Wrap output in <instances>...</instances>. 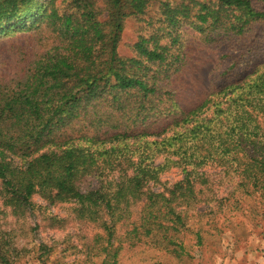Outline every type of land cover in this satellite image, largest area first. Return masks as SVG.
I'll use <instances>...</instances> for the list:
<instances>
[{
    "label": "trees",
    "instance_id": "trees-1",
    "mask_svg": "<svg viewBox=\"0 0 264 264\" xmlns=\"http://www.w3.org/2000/svg\"><path fill=\"white\" fill-rule=\"evenodd\" d=\"M69 2L75 11L60 13ZM154 2L0 0V37L42 29L54 44L0 82L2 205L23 217L35 197L74 203L98 229L89 264H121L128 251L132 264H191L218 239L203 224L222 215L238 242L251 233L232 212L264 219V0H165L143 19ZM128 18L148 28L123 57ZM209 59L200 88L190 75ZM210 165L233 172L237 196L212 199L199 174ZM170 166L183 175L171 186L160 181ZM88 177L99 185L83 191ZM6 242L0 232V264H12Z\"/></svg>",
    "mask_w": 264,
    "mask_h": 264
},
{
    "label": "rangeland",
    "instance_id": "rangeland-1",
    "mask_svg": "<svg viewBox=\"0 0 264 264\" xmlns=\"http://www.w3.org/2000/svg\"><path fill=\"white\" fill-rule=\"evenodd\" d=\"M165 0H155L148 15L143 19H155L159 15V4ZM177 2L178 0H169ZM104 9V4L99 3ZM73 3L69 2L60 7V13L75 11ZM264 12V6H261ZM105 17V15H104ZM103 20L105 18L102 17ZM140 27L148 28L138 18H128L124 22L123 32L119 43V54L130 57V47L136 43L140 33ZM147 32V30H145ZM46 30H32L29 32H18L0 37V82L7 83L22 78L27 69L40 59L53 46V40L49 38ZM213 68L212 60H207L202 68L192 71L190 78L199 84V87L208 86V75ZM193 83V82H192ZM194 84V83H193ZM195 87H197L194 84ZM176 161L175 157H171ZM163 162L160 158L156 165ZM208 177L212 199L227 198L229 195L237 196L236 176L232 171L218 166H207L199 170ZM183 178L180 167L170 166L160 176V181L169 186L176 184ZM99 181L95 177L83 180L82 190L89 191L98 187ZM204 194L208 191L203 190ZM209 195V193L207 194ZM34 208L23 217H16L9 208L2 205L0 199V232L5 236L6 243L15 252L10 256L12 264H89L86 255L82 251L90 245L93 234L98 230L85 222L77 219V206L74 203L49 204L40 197L33 199ZM233 203V202H232ZM214 204H211V206ZM197 208L198 212H205L206 207ZM193 213V212H192ZM189 213V215H192ZM235 223H245L246 238H240L236 242L233 234L223 222V216H216L214 224H203V230H210L216 241H206L204 245L193 251V262L191 264H247L246 259L240 258L247 253L248 245L257 234L264 232V219H256L254 222L249 217L245 218L241 213L232 212ZM260 226H256V224ZM219 229L220 231H215ZM264 250L254 251L255 257L262 256ZM263 257V256H262ZM121 264H132L135 261L133 251L124 254ZM100 264V263H98ZM257 264H260L257 262Z\"/></svg>",
    "mask_w": 264,
    "mask_h": 264
},
{
    "label": "crops",
    "instance_id": "crops-1",
    "mask_svg": "<svg viewBox=\"0 0 264 264\" xmlns=\"http://www.w3.org/2000/svg\"><path fill=\"white\" fill-rule=\"evenodd\" d=\"M257 250H264V234L259 233L256 235V237L252 240V243L248 245L246 252L241 255L240 258L246 259L247 264H264V253L262 256H256L254 254V251Z\"/></svg>",
    "mask_w": 264,
    "mask_h": 264
}]
</instances>
